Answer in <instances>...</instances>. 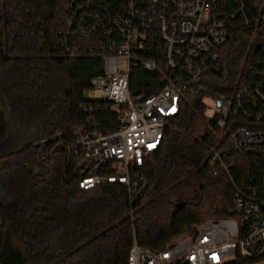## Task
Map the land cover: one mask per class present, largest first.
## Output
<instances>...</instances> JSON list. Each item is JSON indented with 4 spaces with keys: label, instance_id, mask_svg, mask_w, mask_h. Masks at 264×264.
Here are the masks:
<instances>
[{
    "label": "trees",
    "instance_id": "16d2710c",
    "mask_svg": "<svg viewBox=\"0 0 264 264\" xmlns=\"http://www.w3.org/2000/svg\"><path fill=\"white\" fill-rule=\"evenodd\" d=\"M64 7L65 0H0V190L9 203L0 208V264H127L133 240L157 251L192 225L229 215L234 186L204 161L210 133L202 127V105L192 99L148 157V185L138 199L130 202L118 183L79 187L66 149L76 126H90L80 107L95 111L103 133L116 128V115L110 103L84 96L101 60L69 57L58 48L53 33ZM261 13L264 0H247L249 17ZM249 36L234 34L222 49V71L211 76L214 91L234 81ZM263 37L264 20L253 48ZM155 77L138 69L132 90L148 91ZM13 134L19 140L11 146ZM235 157L240 162L232 176L239 185L250 163ZM193 189L196 199L187 196Z\"/></svg>",
    "mask_w": 264,
    "mask_h": 264
},
{
    "label": "built area",
    "instance_id": "2783aa9c",
    "mask_svg": "<svg viewBox=\"0 0 264 264\" xmlns=\"http://www.w3.org/2000/svg\"><path fill=\"white\" fill-rule=\"evenodd\" d=\"M263 20L264 13L248 16L247 0H65L53 33L58 48L101 60L84 96L110 103L116 115V128L103 133L95 111L80 107L90 126H76L66 149L79 187L118 183L130 202L138 199L148 185V157L189 99L202 105L210 133L205 163L234 186L229 215L192 225L157 251L133 240L127 264H264V37L253 48ZM243 31L250 32L243 66L232 84L214 91L222 49ZM138 69L156 76L148 91L131 88ZM235 156L250 163L239 185Z\"/></svg>",
    "mask_w": 264,
    "mask_h": 264
},
{
    "label": "rangeland",
    "instance_id": "374dc122",
    "mask_svg": "<svg viewBox=\"0 0 264 264\" xmlns=\"http://www.w3.org/2000/svg\"><path fill=\"white\" fill-rule=\"evenodd\" d=\"M205 102H206L208 105H210V101H207V100H206ZM212 112H213L212 109H208L207 112H206V114H207V115H210ZM202 119H203V116H202ZM202 127H203V126H202ZM17 140H19L18 135L13 134V135H11V138L9 139V144H10L11 146H13V145L16 143ZM21 142H22V145H23V144H24V141L21 140ZM187 196L192 197L193 199H196V198L198 197L197 190L193 189L192 191H190V192L187 194Z\"/></svg>",
    "mask_w": 264,
    "mask_h": 264
},
{
    "label": "water",
    "instance_id": "95a60500",
    "mask_svg": "<svg viewBox=\"0 0 264 264\" xmlns=\"http://www.w3.org/2000/svg\"><path fill=\"white\" fill-rule=\"evenodd\" d=\"M38 141V140H37ZM37 141H33L32 144L39 145L40 143ZM37 142V143H34ZM22 146V142L20 144V147ZM9 206L8 200L3 196L2 191L0 190V208H7Z\"/></svg>",
    "mask_w": 264,
    "mask_h": 264
},
{
    "label": "flooded vegetation",
    "instance_id": "af4514ba",
    "mask_svg": "<svg viewBox=\"0 0 264 264\" xmlns=\"http://www.w3.org/2000/svg\"><path fill=\"white\" fill-rule=\"evenodd\" d=\"M20 144H21V141H20ZM20 144H19V146H20Z\"/></svg>",
    "mask_w": 264,
    "mask_h": 264
}]
</instances>
